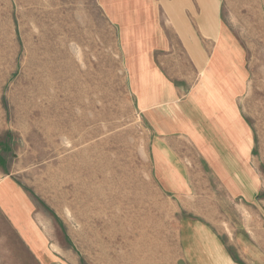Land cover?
I'll use <instances>...</instances> for the list:
<instances>
[{
    "label": "rangeland",
    "instance_id": "374dc122",
    "mask_svg": "<svg viewBox=\"0 0 264 264\" xmlns=\"http://www.w3.org/2000/svg\"><path fill=\"white\" fill-rule=\"evenodd\" d=\"M139 1L161 4L168 0H45L43 6L32 0H0V180L9 177L27 191L38 212L33 213L32 221L16 209L4 190L0 198L35 252L41 254L47 247V256L37 259L0 211V264H105L102 240L93 236L102 234V225L82 222L87 206L77 189L78 179L98 167L114 175L110 203L127 215L128 224L134 228L127 240L114 246L121 264H186L191 238L184 233V223L191 221L192 232L207 240L209 232L216 231L200 208L217 206L219 212H232L233 204H242L240 197L231 198L224 186L213 184V170L222 179L226 175L221 169L212 170L207 157L212 163L219 158L205 151L198 137L185 136L166 123L173 124L174 120L159 121L165 105L152 107L154 119L146 117L148 85L144 74L134 70V63L127 66V50L136 39L133 28L130 31L122 23L124 11L136 8ZM215 1L217 31L231 36L227 47L231 48L232 60L239 59L240 73L233 65L227 76L228 95L234 98L232 107L238 115L228 111L227 119L241 151L247 145L250 149L249 157L235 164L240 167L228 173L240 177L241 166L247 164L256 170V176H264V37L259 39L264 35V0ZM134 16L138 24V14ZM36 17L43 19L42 29L53 42L52 60L60 67L55 69L56 86L44 100L48 117L41 122L43 128L24 112L38 42ZM126 19L129 23L128 15ZM170 23L161 21L162 27ZM148 60H152L151 52ZM152 68L156 85H166V74L154 65ZM221 70L216 63L207 77L211 106L219 96ZM152 74L145 75L147 80H153ZM202 78L205 75L201 74L198 88ZM178 84L185 85L183 81ZM157 88L161 95L162 87ZM178 106L181 114L174 116L184 121L176 120L175 125L180 130L184 124L190 128L194 125L200 135L205 134L202 122L191 120L190 114L184 113L183 103ZM56 121L60 127L50 124ZM206 124L209 129L213 127L212 121ZM70 129L77 133L72 142L68 140V133L72 137ZM222 139L205 136L204 147L216 149L215 141ZM229 144L235 150L234 141ZM243 152H231L228 164L239 162ZM100 181L87 182L86 187L92 191ZM184 193L203 197L198 210L186 208Z\"/></svg>",
    "mask_w": 264,
    "mask_h": 264
},
{
    "label": "crops",
    "instance_id": "0c3cea01",
    "mask_svg": "<svg viewBox=\"0 0 264 264\" xmlns=\"http://www.w3.org/2000/svg\"><path fill=\"white\" fill-rule=\"evenodd\" d=\"M136 5V8H134L137 12L135 13L132 11L133 7L128 11L127 7H123V10H126L124 11L125 20L122 23L126 28L128 26L130 31L133 28L134 38L136 39V43H130L131 45L127 50V66L129 67V63H134V70L144 74L143 76L146 78L148 85L146 117L154 119V116L151 115L153 114L151 112L152 107L158 104L165 105L161 116L158 117L159 121L174 120L173 124L166 122L168 125H173V130L182 132L185 136H191L192 138L193 136L198 137L204 150L215 154L219 158L217 163H212L211 157L208 156L209 167L212 170L221 169V173L226 175L222 179L213 170V174L216 176L213 184L224 186L231 198L240 197V200H242L241 205H232V212H219L217 206L216 208H209V210L200 208V212L206 213L216 231L215 234L209 232L207 240L192 232L193 225L191 221L184 223V233L191 238L188 241V253L185 252L186 264H264V176L259 171L261 175L256 176V170L253 171V168L247 164L241 166L240 177H233L232 173H228L229 170L240 167L238 163L241 164L244 157H249L250 149L247 145L246 150L241 151L233 134L231 120L230 118L227 119L228 111L232 110L236 113V110L232 107L234 98L230 94L228 95L230 85L227 76L231 74L233 65H236L240 73L239 59L236 62L233 61L231 48L228 49L227 47L226 42L231 41V36L217 31L216 1L168 0L163 1L161 4L159 2L142 3L139 1ZM136 13L140 19L138 24L134 23L133 18ZM127 15L130 18L129 23H127ZM161 21L171 23L167 25L168 27H162ZM193 23L195 26L192 28ZM208 24L209 26H207ZM217 46H219L218 52L216 51ZM149 52H151V62L148 60ZM216 63L222 67L223 77L218 88L219 96L216 100L214 99L211 106L209 95L212 89L207 82V77ZM153 65L166 74V85L163 82L156 85V77L151 72L153 71ZM150 73L154 76L151 81L145 77ZM180 73H185L187 76L180 78L182 77L179 75ZM201 74L202 76L205 75V78H202V86L198 88ZM179 81H183L185 85L178 84ZM159 86L162 87L161 95L157 92ZM241 88L243 87L241 86ZM185 98L186 102H182V99ZM180 103L184 104V113L190 114L191 120L199 119V122H202V129L205 134L201 133L200 135L198 127H193L194 125H191L190 128V126L183 123L184 126L181 128L184 130H180L175 125L176 120L184 121L183 118L174 116L181 114L178 106ZM209 121L213 122L212 130L206 124ZM153 122L156 123L157 121L154 120ZM205 136L224 138L225 140L215 141L217 148L209 149L204 147L203 137ZM233 141L236 145V151L232 150V145H230ZM227 142L230 143V146L227 145ZM198 148L201 153L206 155L199 146ZM230 150L233 153L241 152L240 154L246 152L240 157L239 162L236 161L233 164L238 165L228 164L227 160L231 159L232 156ZM256 168H259V164L256 165ZM194 183L196 186L199 185L197 182ZM2 190L13 199L16 209L25 212V216H29L32 220L33 213L38 211H36L33 198L27 191L9 177L0 180V191ZM208 198L212 200V197L209 196ZM203 200V197L196 198L184 193L183 201L187 209L198 210L197 206ZM219 200L222 201V197ZM0 211L18 231L35 257L44 259L47 256V247H43L44 250L41 254L35 252L27 238L19 231L12 218L11 211L5 206L1 198ZM27 232H30L34 237L30 228ZM43 237L45 238L44 235Z\"/></svg>",
    "mask_w": 264,
    "mask_h": 264
},
{
    "label": "bare ground",
    "instance_id": "6f19581e",
    "mask_svg": "<svg viewBox=\"0 0 264 264\" xmlns=\"http://www.w3.org/2000/svg\"><path fill=\"white\" fill-rule=\"evenodd\" d=\"M33 4L37 6H43L45 0H32ZM43 12V10H41ZM40 14L42 15V12ZM44 14V12H43ZM39 18V19H38ZM36 17V27L39 30L37 34L38 42L34 47L33 60L31 66L33 73L30 78L29 87L24 95V112L26 118L35 119L38 121V127L43 128L41 124L48 117L46 109L44 108V100L51 90L55 88L54 81L57 79L55 69H59V65L55 59L52 60L53 55V42L52 38L48 35V32L42 29V18ZM252 33L255 31L251 29ZM261 33V35H263ZM260 36V38H263ZM57 66V67H56ZM264 90V89H263ZM264 92V91H263ZM46 122V121H45ZM60 127L58 121L54 123ZM72 137L68 133V140L72 142L76 138L77 133L70 129ZM83 139V138H82ZM87 167L85 170H87ZM107 170L99 167L91 170L80 177L77 181V189L79 188L83 193V200L87 206V212H82V222L85 225H102V234H96L93 232V236L102 240L100 246L103 244V256L102 259L105 264H121L122 260L119 255L116 254L115 245L118 241L127 240L129 233H133L134 228L131 224H128L129 220L127 215L124 216L122 212H117L113 204L110 203L112 199V188L115 182L114 175L107 174ZM101 177L100 179H98ZM99 180V186L90 191L86 187L87 182H95ZM133 228V229H132ZM95 244V242H92Z\"/></svg>",
    "mask_w": 264,
    "mask_h": 264
}]
</instances>
